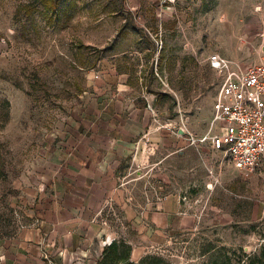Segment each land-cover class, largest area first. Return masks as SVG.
<instances>
[{
    "label": "rangeland",
    "instance_id": "374dc122",
    "mask_svg": "<svg viewBox=\"0 0 264 264\" xmlns=\"http://www.w3.org/2000/svg\"><path fill=\"white\" fill-rule=\"evenodd\" d=\"M213 53L264 62V0H0V241L23 226L29 166L89 76H162L174 132L185 124L197 136L223 97ZM197 159L174 152L162 167L196 229L134 261L264 264V168L240 170L223 152L211 168Z\"/></svg>",
    "mask_w": 264,
    "mask_h": 264
},
{
    "label": "crops",
    "instance_id": "0c3cea01",
    "mask_svg": "<svg viewBox=\"0 0 264 264\" xmlns=\"http://www.w3.org/2000/svg\"><path fill=\"white\" fill-rule=\"evenodd\" d=\"M135 80L89 76L73 107L49 130L25 178V221L0 241V264H97L105 246L122 238L138 260L196 229L198 213L184 207L185 195L169 189L162 167L184 151L211 168L222 151L169 128L173 104L162 105L159 96L173 94L162 76ZM209 129L197 136L189 131L201 137Z\"/></svg>",
    "mask_w": 264,
    "mask_h": 264
},
{
    "label": "built area",
    "instance_id": "2783aa9c",
    "mask_svg": "<svg viewBox=\"0 0 264 264\" xmlns=\"http://www.w3.org/2000/svg\"><path fill=\"white\" fill-rule=\"evenodd\" d=\"M208 61L223 75V97L214 102L211 127L201 137L194 136L185 124L177 129L187 132L192 143L209 141L240 170L263 169L264 62L243 65L219 53L211 54ZM218 125L220 132H216ZM168 126L173 129L172 123Z\"/></svg>",
    "mask_w": 264,
    "mask_h": 264
},
{
    "label": "trees",
    "instance_id": "16d2710c",
    "mask_svg": "<svg viewBox=\"0 0 264 264\" xmlns=\"http://www.w3.org/2000/svg\"><path fill=\"white\" fill-rule=\"evenodd\" d=\"M132 246L125 240H115L111 244L105 246L104 251L99 258L97 264H152L153 260L156 264H168L163 258L149 256L141 259L138 263L131 259ZM241 263V262H240ZM212 264H234L228 256L219 260H214ZM241 264H245L241 263Z\"/></svg>",
    "mask_w": 264,
    "mask_h": 264
},
{
    "label": "water",
    "instance_id": "95a60500",
    "mask_svg": "<svg viewBox=\"0 0 264 264\" xmlns=\"http://www.w3.org/2000/svg\"><path fill=\"white\" fill-rule=\"evenodd\" d=\"M180 131L183 132V129H181Z\"/></svg>",
    "mask_w": 264,
    "mask_h": 264
}]
</instances>
